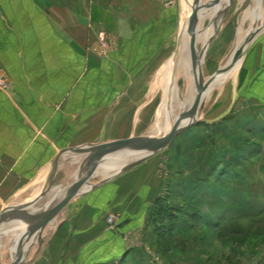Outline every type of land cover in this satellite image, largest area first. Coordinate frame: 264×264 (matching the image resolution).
Segmentation results:
<instances>
[{
    "label": "crops",
    "instance_id": "obj_1",
    "mask_svg": "<svg viewBox=\"0 0 264 264\" xmlns=\"http://www.w3.org/2000/svg\"><path fill=\"white\" fill-rule=\"evenodd\" d=\"M201 1L0 0V66L10 83L0 91V214L11 208L32 214L52 204L54 198L24 206L23 196L53 181L70 155L83 153L74 151L165 134L194 91L196 63L204 95L177 135L187 130L203 140L191 144V161H201L203 147H215L221 125L264 129V0H233L206 28L193 23L184 45L176 26L180 5ZM206 16L202 10L196 20ZM101 31L111 43L104 57L89 51ZM179 81L187 84V98L176 112ZM177 136L111 177L116 166L36 232L33 223L7 216L0 264H115L126 251L123 235L139 228L145 234L149 216H165L166 194L183 190L173 179L182 172L170 174L169 186L161 166ZM110 215L118 219L113 228Z\"/></svg>",
    "mask_w": 264,
    "mask_h": 264
},
{
    "label": "rangeland",
    "instance_id": "obj_2",
    "mask_svg": "<svg viewBox=\"0 0 264 264\" xmlns=\"http://www.w3.org/2000/svg\"><path fill=\"white\" fill-rule=\"evenodd\" d=\"M208 2L202 0L201 7L207 6ZM192 10L182 9L180 5L176 26L183 29ZM205 12L207 16L195 20L194 25L200 28L210 25L214 11ZM0 76L10 86L7 73L1 66ZM179 86L183 93L177 100L176 112L184 106L187 98V84L182 87L180 82ZM245 118L254 121L256 117L246 115ZM223 126L217 128L215 147H203L205 155L199 156L201 161L198 163L190 160L191 144L203 140L193 139L187 130L164 151L161 162L167 173L164 180L170 186V174L181 171L182 176L178 172L176 179L171 178L178 185L181 183L183 190L166 194L168 203L162 211L165 216L156 213L149 216V225L143 231L145 234L139 228L135 234L123 235L126 251L121 259L115 260V264H264V129L245 130L236 125L234 128L233 124L229 128ZM95 151L91 152L94 157L102 152L96 154ZM113 157L111 162L114 164L103 168L102 174L96 175L89 186L110 177V171L117 165L129 163L115 161ZM88 158L91 159L90 153L70 155L61 168L57 167L53 181L48 183L45 180L36 192L23 196L27 200L24 206L31 202L41 206L53 198L56 201L62 194L61 189L73 187L83 178L92 164L84 170ZM113 227L114 224H109V228Z\"/></svg>",
    "mask_w": 264,
    "mask_h": 264
},
{
    "label": "water",
    "instance_id": "obj_3",
    "mask_svg": "<svg viewBox=\"0 0 264 264\" xmlns=\"http://www.w3.org/2000/svg\"><path fill=\"white\" fill-rule=\"evenodd\" d=\"M225 2L226 3L224 5L221 4L220 6L219 5L213 6L214 2H212L208 4L207 6H205L204 8L198 6L196 2L197 5L193 7L192 13L188 17L184 25V29H186V33H187V30L191 28L192 24L197 18V14L200 11L202 10L210 11L211 10V11H214V13H217L222 8H225L224 7L225 5L226 6L231 5L233 0H227ZM193 43H194V38L190 40V52H191L193 62L195 64V62L197 61L196 60L197 57L193 50ZM240 55L241 53L237 55L236 57L238 58V56ZM236 60L237 59H233L231 63L232 64L235 63ZM223 70H221L220 73L223 72ZM200 74H201V70L198 71V77L196 79L194 78V81H193L194 88L196 89V96L193 102L191 103V105L188 107L187 110L183 111L179 115L178 119H176V121L173 123V125L171 126L166 136L158 139L156 137H153V135H148L142 138H136V139H131V140L113 143L109 145H100V146L90 147V148L79 150V151H74V152H83L84 154H87L93 150H97V149L102 150V152L96 157L87 159V162L84 165V170L87 168L88 164L93 162L91 171L88 173L87 177L83 181L74 185L63 198L56 200L54 203H52V205H49V207H47L46 209L35 211L32 214H27V213H24L22 211L12 209V208L6 209L2 211V213L0 214V227L2 223L4 222V220L6 219V217L11 216L16 219L26 221L28 223H33L30 232H36L41 227H43L53 216H55L58 212H60L71 200H73L76 196H78L82 189L89 187L90 182L96 176L97 172L109 162L110 158L114 156V154L126 151L128 149H134V150H140L141 152H144L145 155L137 159V161L132 162L127 167L121 168L119 171L114 172L111 177L124 173L130 170L131 168L135 167L136 165L144 162L145 160L159 153L163 148H165L172 141V139L175 136H177L182 131L187 129L188 124H183V123L189 120L190 116L193 114V112L197 108L203 96V92H201V87H200L201 86Z\"/></svg>",
    "mask_w": 264,
    "mask_h": 264
},
{
    "label": "bare ground",
    "instance_id": "obj_4",
    "mask_svg": "<svg viewBox=\"0 0 264 264\" xmlns=\"http://www.w3.org/2000/svg\"><path fill=\"white\" fill-rule=\"evenodd\" d=\"M225 1H227V0H225ZM226 3V2H225ZM183 33V34H182ZM185 38H186V29H184V27H183V29H182V32H181V41H182V43L185 45ZM196 69H195V76H194V78L196 79L197 77H198V71H199V67H198V65H197V63H196ZM226 68V67H225ZM225 68H223V69H225ZM222 69V70H223ZM226 70V69H225ZM225 71L223 70V72H221V73H219V75H218V78L219 77H221L222 75H223V73H224ZM193 81H194V79H193ZM216 84V83H215ZM192 88H193V90L195 91V88H194V85H193V82H192ZM194 91H193V93L191 94V97H190V99H189V101H188V103H187V105H186V107H185V109H184V111L185 110H187L188 109V107L191 105V103L193 102V100H194V98H195V96H196V94L194 93ZM204 95V94H203ZM183 124H187V121L185 122V123H183ZM173 125V124H172ZM171 125V126H172ZM171 126L170 127H168V129L165 131V134H162V133H160L159 135H153V137H156V138H162V137H164V136H166L167 134H168V132H169V130H170V128H171ZM99 152H101L99 149L98 150H96L95 151V153L96 154H98ZM143 155H145L144 154V152H141V151H137V150H134V149H131V150H127L126 152H124L123 151V153L122 152H119V153H117V154H114V157H113V160H115V161H122V162H129V163H126V164H123V165H117V171H119L121 168H124V167H127L129 164H131L132 162H134V161H137V159H139V158H141ZM112 157L110 158V160H109V162L103 167V168H105L106 166H108L109 164H114V163H112L111 162V159H112ZM131 161V162H130ZM92 166H93V163L89 166V168H87L86 169V171L84 172V175H83V178H81L80 180H79V182H81V181H83L86 177H87V175H88V173L91 171V169H92ZM102 168V169H103ZM101 170V169H100ZM99 170V171H100ZM78 182V183H79ZM77 184V183H76ZM75 184V185H76ZM72 187H70V188H65V189H61V195H60V197L59 196H57V197H59L58 199H61V198H63L67 193H68V191L71 189ZM85 189V188H84ZM83 190V189H82ZM60 192V191H59ZM57 199V200H58ZM55 202V201H54ZM53 202V203H54ZM50 205H52V204H50ZM47 207H49V206H47ZM46 207V208H47ZM46 208H43V209H46ZM38 210H42V209H38Z\"/></svg>",
    "mask_w": 264,
    "mask_h": 264
},
{
    "label": "built area",
    "instance_id": "obj_5",
    "mask_svg": "<svg viewBox=\"0 0 264 264\" xmlns=\"http://www.w3.org/2000/svg\"><path fill=\"white\" fill-rule=\"evenodd\" d=\"M89 51L101 57H104L110 53L111 43L105 32L101 31L96 35V41L90 47ZM8 89V82L2 76H0V91L6 92ZM107 220L109 224L115 225L118 219L115 216L110 215L107 217Z\"/></svg>",
    "mask_w": 264,
    "mask_h": 264
}]
</instances>
